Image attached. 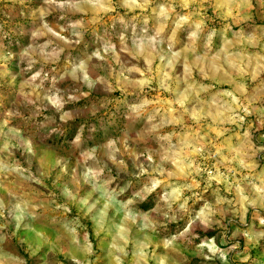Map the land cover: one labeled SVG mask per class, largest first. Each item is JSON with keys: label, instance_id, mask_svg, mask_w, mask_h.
I'll use <instances>...</instances> for the list:
<instances>
[{"label": "rangeland", "instance_id": "rangeland-1", "mask_svg": "<svg viewBox=\"0 0 264 264\" xmlns=\"http://www.w3.org/2000/svg\"><path fill=\"white\" fill-rule=\"evenodd\" d=\"M0 264H264V0H0Z\"/></svg>", "mask_w": 264, "mask_h": 264}, {"label": "trees", "instance_id": "trees-1", "mask_svg": "<svg viewBox=\"0 0 264 264\" xmlns=\"http://www.w3.org/2000/svg\"><path fill=\"white\" fill-rule=\"evenodd\" d=\"M75 127H76V124L73 125V128H75ZM70 130H71V129L65 131V135H64L65 137L63 138V139L65 140V142H66L67 140H69V139L71 140V138H72V136H73V135L70 136V134H71ZM97 133H98V131L95 132V135H96ZM147 205H148V204L143 203V204H141V207H143V209H147V208H148Z\"/></svg>", "mask_w": 264, "mask_h": 264}]
</instances>
